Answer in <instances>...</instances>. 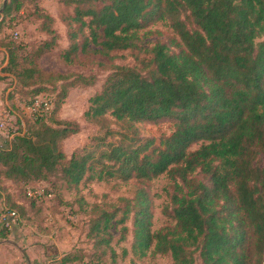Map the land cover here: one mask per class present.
Here are the masks:
<instances>
[{"label": "trees", "instance_id": "trees-1", "mask_svg": "<svg viewBox=\"0 0 264 264\" xmlns=\"http://www.w3.org/2000/svg\"><path fill=\"white\" fill-rule=\"evenodd\" d=\"M41 1L8 0L0 14V30L7 15L25 11L50 36L25 45L4 41L3 70L15 77L11 97H32L30 104L43 92L56 91L51 113L37 118L23 113L18 129L0 145L3 175L23 189L20 199L32 206L38 199L28 195V184L53 174L76 190L92 181L132 186L131 195L119 197L123 205L111 210L79 199L90 206L87 243L64 260L119 264L113 242L120 226L118 241L131 236L139 260L160 254L174 264H262L264 0H59L58 17L70 43L62 52L65 62L82 63L81 55L93 53L113 58V52L131 49L141 64L142 70L115 65L91 97L87 118L102 123L111 114L128 129L166 120L174 127L165 139L136 144L133 135L113 143L105 160L91 153L68 156L63 149V141L80 129L76 120L60 116L68 92L95 84L96 76L54 75L41 68L40 57L58 45L55 16ZM168 16L175 34L162 40V31L152 26ZM155 35L146 46L145 39ZM198 170L203 179L196 177ZM160 174L172 183L173 191L167 190L172 208L164 212L174 224L153 230L148 184ZM16 207L10 212L21 216Z\"/></svg>", "mask_w": 264, "mask_h": 264}, {"label": "rangeland", "instance_id": "rangeland-1", "mask_svg": "<svg viewBox=\"0 0 264 264\" xmlns=\"http://www.w3.org/2000/svg\"><path fill=\"white\" fill-rule=\"evenodd\" d=\"M5 0H0V14L4 9ZM8 3V0H7ZM41 6L55 16V28L58 34V45L51 51H45L39 59L41 68L50 74L71 75L81 73L84 75L96 76V82L93 85H78L72 87L68 92V97L61 108L60 116L64 119L76 120L79 124V131L68 136L62 143L63 149L68 156L73 153L87 154L91 153L97 158L103 159L113 143L128 139V136L135 135L136 144L147 138H168L174 131V127L170 121L140 122L133 127L127 128L128 124L118 121L111 114H107L104 122H94L85 115L91 105V97L100 90L106 76L111 72L115 65H136L141 69V64L136 60V54L133 50L113 52V58H109L100 53L91 55H81L82 63H67L62 58V52L69 46L67 38L66 26L58 17L59 0H42ZM31 8V4H27ZM24 13H13L7 15L4 27L0 30V113H8L5 116L8 127L11 131L17 130L19 127L18 118L23 113L29 116L27 107L32 97H24L20 94H14L12 98L10 93L13 87L10 86L14 76L4 72V67L8 63V50L4 45V41H15L18 44L25 45L29 43H37L48 37L44 31L40 29V23L33 21L32 15ZM32 18H31V17ZM4 16L2 15L0 20ZM173 18L168 16L166 20L159 21L153 25V29L162 31L160 38L167 40L169 36L175 33L171 27ZM18 31V38L14 37V33ZM157 35L150 36L145 39V45L153 44ZM142 55L147 53L142 52ZM103 61L108 67L101 66L97 61ZM95 61V62H91ZM147 69L142 73L146 74ZM72 79V78H71ZM62 81L57 80V86ZM52 88V86L50 87ZM55 100L56 91H45ZM22 111V112H21ZM111 131V132H108ZM2 135V136H1ZM6 141L3 132L0 130V145ZM201 142L195 143L190 150H195L200 146ZM156 159L157 154L152 155ZM199 179L204 178V174L198 170L195 173ZM29 186L42 187L45 195L35 201V205H31L30 200L20 199V193L23 189L7 179L3 175L0 167V264H80L84 263L88 258H83L80 262L65 261L64 255L74 250L84 247L87 243V212L90 206L83 207L79 199L87 201L91 205L100 203L113 209V205L122 206L123 200L119 197L131 195V185H121L114 188L113 182L92 181L81 184L76 189H71L61 179L59 174H53L49 180L42 182H31ZM148 189L153 195V213L154 223L153 230H159L167 225L174 224V221L168 217L164 208L169 206L172 208L167 190L173 191L172 183L167 174L155 176L148 184ZM15 205H19L16 207ZM18 208L21 216L18 220L7 227L6 219L9 217L10 208ZM119 228L114 230L116 235L113 245L119 254V264H174L170 256L167 255H151L148 258L139 260L135 258L131 251L132 237L129 236L127 241H118L120 236ZM7 232V237H3V233ZM128 254H125V250ZM97 264H112L110 259Z\"/></svg>", "mask_w": 264, "mask_h": 264}, {"label": "built area", "instance_id": "built-area-1", "mask_svg": "<svg viewBox=\"0 0 264 264\" xmlns=\"http://www.w3.org/2000/svg\"><path fill=\"white\" fill-rule=\"evenodd\" d=\"M18 36H19V32L16 31L14 33V37L18 38ZM53 106H54L53 97L49 94L42 93L28 105L27 110L30 116L37 118L43 116V114L51 113ZM7 115L9 114L0 113V130L3 132L5 139H8L13 135V131L10 130L5 120V116ZM28 195L36 199H40L45 195V191L42 187L29 186ZM17 220H18L17 212L12 211L9 213V217L6 219L5 224L9 228ZM262 264H264V257L262 260Z\"/></svg>", "mask_w": 264, "mask_h": 264}, {"label": "water", "instance_id": "water-1", "mask_svg": "<svg viewBox=\"0 0 264 264\" xmlns=\"http://www.w3.org/2000/svg\"><path fill=\"white\" fill-rule=\"evenodd\" d=\"M6 4H7V0H5V1H4V5H3V7H5V6H6Z\"/></svg>", "mask_w": 264, "mask_h": 264}, {"label": "crops", "instance_id": "crops-1", "mask_svg": "<svg viewBox=\"0 0 264 264\" xmlns=\"http://www.w3.org/2000/svg\"><path fill=\"white\" fill-rule=\"evenodd\" d=\"M2 136V135H1ZM7 140V139H6Z\"/></svg>", "mask_w": 264, "mask_h": 264}]
</instances>
